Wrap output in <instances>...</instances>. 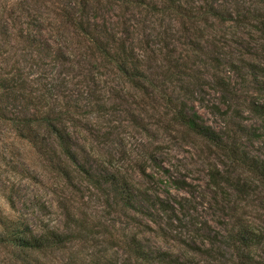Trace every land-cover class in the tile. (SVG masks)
<instances>
[{"label":"rangeland","instance_id":"374dc122","mask_svg":"<svg viewBox=\"0 0 264 264\" xmlns=\"http://www.w3.org/2000/svg\"><path fill=\"white\" fill-rule=\"evenodd\" d=\"M240 2L250 19L238 29L218 22L184 29L182 21L157 16L135 0H0V81L25 68L29 90L43 96L59 75L66 79L58 100L44 94L47 103L38 111L32 105L30 112L42 118L57 105L69 107L75 121L64 126L79 163L101 184L93 187L69 164L72 176H59L54 143L43 129L32 127L31 136L38 132L47 156L0 123V220L19 219L37 234L59 231L70 238L53 251L29 254L27 264H138L132 244L168 264H181L171 258L206 264L195 253V244L205 248L203 237L226 235L239 220L264 228V189L246 170L231 167L223 150L177 124L159 98L167 91L221 137L229 123L245 127L252 141L237 138L235 145L264 160V119L244 104L250 98L264 103V94L256 95L257 86L247 82L254 66L264 83V30L258 22L264 0ZM221 3L237 12L230 0ZM64 14H84L85 24L104 40H125L146 91L128 79H108ZM226 42L236 50H221ZM61 52L70 61L61 62ZM227 77L231 86L221 94L214 83L226 85ZM237 182L244 194L235 191ZM119 186L132 195L133 207L118 204ZM157 197L176 210L173 228L155 227L137 213L150 210ZM18 259L0 247V264H23Z\"/></svg>","mask_w":264,"mask_h":264},{"label":"trees","instance_id":"16d2710c","mask_svg":"<svg viewBox=\"0 0 264 264\" xmlns=\"http://www.w3.org/2000/svg\"><path fill=\"white\" fill-rule=\"evenodd\" d=\"M154 1L151 3L147 0H135V5L137 7H146L157 16L161 15L175 21H182L185 26L184 29L187 28L188 24H209L212 22H218L222 25H234L238 29L242 24L241 21L250 19V17L247 18L246 15V6L245 9L242 10L244 4L240 2V0H235V2L230 0L232 9L236 7L237 12L222 9L221 0ZM128 4L130 3L128 2ZM235 14L236 16L234 17ZM63 17L66 20V24L87 44L85 53H89L94 60H97L96 62L103 63L99 65L107 71L105 75L108 79L109 77L118 80L128 79L130 83L135 84L133 88L136 89L135 87H137L136 90L141 93L142 90L146 89V86L142 84L140 79L143 76L133 63L134 51L127 48L125 40L115 37L110 39L107 36L106 40H104L101 35H97V32L89 25L85 24L84 14H64ZM258 22L262 26L261 30H264V17L260 16ZM220 45L221 50H236V47H232L230 42ZM200 46L201 45L198 44V47ZM201 48L198 49L201 50ZM60 59L62 60L61 62L70 61L63 52L60 54ZM234 59L236 61L233 66L235 67V71H238L236 65L239 63L238 61H243L244 53H241V55ZM101 67L99 66V68ZM57 68L58 67L55 65L54 70L56 72ZM252 70L253 73L250 74L252 77L249 78L247 82L251 81L249 82L250 85L257 86L254 90L256 95H262L264 94V83L260 81V76L256 67L253 66ZM15 71L17 73L5 74L0 81V123L13 126L19 138L27 141L36 151L37 149L40 150V154L44 153L42 149L44 147L39 140L41 136L36 135L38 132H35V135L32 137L31 131L32 127L43 129L54 143L53 145L59 163V166L55 170L59 176H72V173L69 172L66 165H73L77 168L74 173L86 176L85 180L89 184L95 188H101L100 182L93 178L91 172L86 170V168L79 163V155L76 154L74 142L71 139V135L68 133L69 128L64 126L66 123L73 124L75 121L71 118L69 107L64 104L57 105L50 113L43 114L44 116L42 118H36V116L30 112L32 105L37 107V111L39 108H43V105L47 103H45L46 97L48 98V96L45 95L49 94V96L51 95L50 98L56 97V100H58L60 97L58 93L66 87V79L63 78L62 75H59L56 84H49L44 89L45 95H35L33 91L29 90L25 81L27 78V76H25V68H22V70L19 68V70ZM230 71L234 72L232 68ZM80 75H84L82 69H80ZM45 79H47V75H45ZM229 79L230 78L227 77V80H225L226 85L220 82L214 83L219 93L225 94L226 89L230 88L231 84L229 83ZM180 81L181 80H178V85L182 83ZM162 95V97H159L161 102L164 105L166 103L168 104L167 108H170V112L175 117L174 121H176L177 124L186 127L196 136L223 150L226 158L231 163V167L239 166L241 169L246 170L248 174L252 175L251 177L257 184L264 189V160L260 157L250 156L245 150H240L237 145H235L237 138H240L241 141L246 139L250 142L252 141L246 133L245 127L235 129L231 123H229V133L226 137H224V135L221 137L220 134L204 124L199 115L187 110L185 105L172 102L167 91ZM244 104L252 114H260L264 119V103L257 102L255 99L250 98ZM36 119L39 120V123ZM35 121L38 123V126L33 125ZM229 139L234 140L231 141L230 145ZM233 144L234 146L232 147ZM44 154L47 156L50 153L45 152ZM240 185L239 182L235 183L234 189L237 193L244 194L245 186H243L244 188H242V186L237 188V186ZM115 194L119 202L118 204L121 207H126L128 209L133 207L134 201L131 198L132 195L126 192L124 188L119 186V188L115 190ZM150 207V210L146 212H138L139 210H137V213L143 215L155 227L161 228L162 226H166L168 228H173L176 210L168 201H164L157 197L156 201L152 202ZM162 217H164V219H161ZM148 227L150 228V225ZM203 238H205L202 240L205 248L196 247L197 244H195V248L198 249L195 253H199L201 257H205V262H202L206 264H264V228L260 229L255 226L244 225L242 221L239 220L236 226L234 225L226 232V235L217 234L216 236H205ZM69 240L68 234H63L59 231H48L37 234L19 219L3 218L0 220V247L12 249L14 253H18L20 255V259L18 260L23 264H27L25 260L29 257V254L53 251ZM129 249L133 253L138 264L169 263L164 262V260H156L153 258L152 254L139 248L137 244L129 245ZM171 259L175 261V263H183L178 259Z\"/></svg>","mask_w":264,"mask_h":264}]
</instances>
